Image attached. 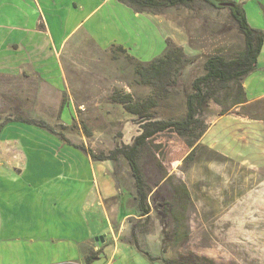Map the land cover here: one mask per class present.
Here are the masks:
<instances>
[{"label":"rangeland","instance_id":"1","mask_svg":"<svg viewBox=\"0 0 264 264\" xmlns=\"http://www.w3.org/2000/svg\"><path fill=\"white\" fill-rule=\"evenodd\" d=\"M160 20L161 26L174 36L176 45L184 49L190 64L176 92L167 98H157L153 112L164 120L181 119L186 112L184 95L190 91L193 80L203 75L206 57L215 53L227 57L237 55L244 49V37L228 9H217L206 2H198L194 10L169 9L160 15ZM75 51L79 59L84 58L81 64L85 68L79 72L72 69L71 92L75 81L88 82L90 78L88 84L79 85L85 92L81 99L74 100L75 117L59 118L54 107L58 102L54 100L43 102L40 107L39 101L23 99L30 97L26 88L36 85L26 86L21 79L0 78V119L23 116L47 121L72 144L86 146L97 154H109L119 144H132L140 134L141 120L122 106L112 104L110 96L114 90H122L131 93L136 100H143L154 97L153 87L139 82L134 65L121 52L95 50L94 59L85 60L87 50ZM67 101L70 100L67 98ZM256 102L245 109L233 108L230 111L235 115L229 111L227 117L218 120L208 138L214 146L204 145L205 149L193 163L186 165L183 161L168 160L164 163L169 180L166 178L163 182L167 180L170 184L167 189L155 192L158 208H152L148 219L141 218L137 209L135 181L128 162L123 157L119 163L109 161L115 185L127 201L124 213H133L126 224L127 237H131L132 226L136 225L135 235L140 246L128 242L124 235L116 243L108 239L105 247L97 240L96 246L100 249L96 253L101 259L93 264H164L157 260L162 256L187 262L209 259L214 264H264V99ZM220 111L221 107L211 102L204 117L206 123L222 117ZM167 141H171L173 151L182 148V144L174 140L161 143L168 144ZM141 164L152 185L157 177L155 164L147 154ZM182 185L189 192L173 191V187ZM113 200L117 233L121 231L122 220H116L115 212L122 199L119 204L116 198ZM171 207L180 212L189 237L178 245L169 246L164 253V240L175 227L168 211ZM94 210L96 217L86 215L89 229L94 235L108 232L103 207L95 203Z\"/></svg>","mask_w":264,"mask_h":264},{"label":"crops","instance_id":"2","mask_svg":"<svg viewBox=\"0 0 264 264\" xmlns=\"http://www.w3.org/2000/svg\"><path fill=\"white\" fill-rule=\"evenodd\" d=\"M224 1L242 5L250 26L264 31V0ZM169 38L174 40L161 26L160 15L138 14L115 0H0V78L36 85L26 88L30 97L23 99L39 101L40 107L54 100L57 116L71 118L77 115L74 100L85 92L79 85L90 81H75L71 92L72 69L85 68L76 49L87 50L85 60H90L95 50L106 53L122 46L137 60L149 63L165 52ZM243 85L249 103L264 99V45L256 71ZM230 113L235 115L233 110ZM225 117L209 124L202 144L214 146L209 135ZM73 145L62 141L57 132L36 126L16 121L4 126L0 264H86L100 249L98 238H104L100 244L105 247L108 239L116 243L122 235L127 237L126 224L133 213H124L127 201L115 185L113 167L109 161L94 164ZM113 198L118 204L122 199L115 212L116 220H122L117 233ZM95 203L103 207V220L109 226L99 235L91 232L86 219V215L96 217Z\"/></svg>","mask_w":264,"mask_h":264},{"label":"trees","instance_id":"3","mask_svg":"<svg viewBox=\"0 0 264 264\" xmlns=\"http://www.w3.org/2000/svg\"><path fill=\"white\" fill-rule=\"evenodd\" d=\"M138 14L161 15L167 10L175 8H186L194 10L198 2H206L217 9H228L231 17L236 22L240 33L244 37V49L233 57H227L215 53L206 57L203 64V75L195 78L191 84L190 91L185 93V115L181 119H161L153 110L157 107V98H167L172 92H176L180 84L185 68L190 64L189 57L184 49L172 40L167 39L165 52L149 63H143L129 54L122 46L113 47L111 51L123 53L127 60L135 68L139 82L151 86L154 90V97L147 99H135L129 92L114 90L110 96L112 104L120 105L123 109L141 120L140 134L134 138L132 144H119L109 154L100 153L88 149L86 146L73 145L64 134H59L62 141L73 145L88 154L95 161H113L119 163L123 157L129 164L132 176L135 181V201L140 217L148 219L152 208H158L155 192H161L169 186L168 173L164 163L168 160L172 163L183 161L184 164H191L196 160L198 153L205 149L201 143L202 138L209 129L204 117L206 109L211 102L221 107L220 115H226L236 107L247 108L251 103L243 85L245 78L256 71L258 58L264 45V31L254 29L250 26L245 9L242 5L235 4L233 8H221L219 4L224 0H115ZM66 100L62 102L64 107ZM257 103V102H256ZM254 119H259L255 118ZM12 121L21 122L27 125L36 126L56 133L54 128L44 120H37L18 116L16 119H0V135L4 126ZM88 136H91L88 132ZM162 140H174L182 144L180 150L173 151L171 141L168 144L161 143ZM166 142V143H167ZM147 154L155 164L157 177L152 185L147 181L141 160ZM166 178V182H163ZM174 192H189L185 185L173 187ZM169 213L174 219L175 227L170 235L164 240L163 252L169 246H175L189 237V231L183 224V219L175 208L171 207ZM136 225L132 226L131 237L126 240L139 247V239L135 235ZM139 242V243H138ZM151 260H156L149 256ZM101 258L97 253L87 258L86 264L93 263ZM164 264H214L209 259L175 260L166 257H159Z\"/></svg>","mask_w":264,"mask_h":264},{"label":"water","instance_id":"4","mask_svg":"<svg viewBox=\"0 0 264 264\" xmlns=\"http://www.w3.org/2000/svg\"><path fill=\"white\" fill-rule=\"evenodd\" d=\"M234 6H235L234 3H232V2H227V1H225V2H221V3L219 4V7H221V8H233ZM98 240H101V242H103V241H104V238H103V237H100V238H98Z\"/></svg>","mask_w":264,"mask_h":264}]
</instances>
